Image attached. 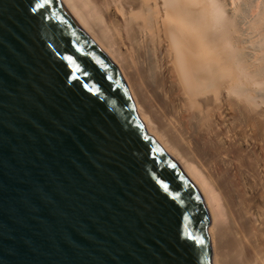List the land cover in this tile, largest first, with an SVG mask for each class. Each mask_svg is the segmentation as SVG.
Masks as SVG:
<instances>
[{"label": "water", "instance_id": "1", "mask_svg": "<svg viewBox=\"0 0 264 264\" xmlns=\"http://www.w3.org/2000/svg\"><path fill=\"white\" fill-rule=\"evenodd\" d=\"M30 7L0 0V264H211L204 201L116 65L58 0Z\"/></svg>", "mask_w": 264, "mask_h": 264}, {"label": "bare ground", "instance_id": "2", "mask_svg": "<svg viewBox=\"0 0 264 264\" xmlns=\"http://www.w3.org/2000/svg\"><path fill=\"white\" fill-rule=\"evenodd\" d=\"M199 191L211 264H264V0H58Z\"/></svg>", "mask_w": 264, "mask_h": 264}, {"label": "snow or ice", "instance_id": "3", "mask_svg": "<svg viewBox=\"0 0 264 264\" xmlns=\"http://www.w3.org/2000/svg\"><path fill=\"white\" fill-rule=\"evenodd\" d=\"M50 0H29L30 5H34V7H30V11H36L40 8H43L47 3H49ZM195 239V238H193ZM201 245L204 243V241L201 239L198 241ZM194 251V248H193Z\"/></svg>", "mask_w": 264, "mask_h": 264}]
</instances>
